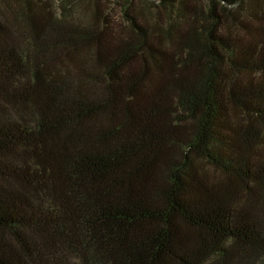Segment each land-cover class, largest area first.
I'll return each instance as SVG.
<instances>
[{"label":"trees","instance_id":"trees-1","mask_svg":"<svg viewBox=\"0 0 264 264\" xmlns=\"http://www.w3.org/2000/svg\"><path fill=\"white\" fill-rule=\"evenodd\" d=\"M150 1L1 0L0 264H264V0Z\"/></svg>","mask_w":264,"mask_h":264},{"label":"rangeland","instance_id":"rangeland-1","mask_svg":"<svg viewBox=\"0 0 264 264\" xmlns=\"http://www.w3.org/2000/svg\"><path fill=\"white\" fill-rule=\"evenodd\" d=\"M49 4L55 8L57 14H60L59 8L67 7L70 11L67 18L78 19L81 22L94 20L96 11L105 13L110 22L114 24L117 30H125L130 27L133 18L140 22L143 27L149 29L153 23L157 22L155 13L158 14L159 21L169 19L166 9L153 3L150 0H48ZM16 5L21 4V0H13ZM204 4V0H199ZM2 7L0 0V8Z\"/></svg>","mask_w":264,"mask_h":264}]
</instances>
